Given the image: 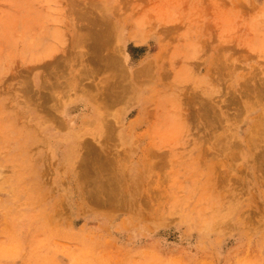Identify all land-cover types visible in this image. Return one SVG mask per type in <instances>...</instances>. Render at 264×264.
<instances>
[{
  "label": "rangeland",
  "instance_id": "rangeland-1",
  "mask_svg": "<svg viewBox=\"0 0 264 264\" xmlns=\"http://www.w3.org/2000/svg\"><path fill=\"white\" fill-rule=\"evenodd\" d=\"M263 154L264 0H0V264H264Z\"/></svg>",
  "mask_w": 264,
  "mask_h": 264
},
{
  "label": "bare ground",
  "instance_id": "bare-ground-1",
  "mask_svg": "<svg viewBox=\"0 0 264 264\" xmlns=\"http://www.w3.org/2000/svg\"><path fill=\"white\" fill-rule=\"evenodd\" d=\"M237 1H238V0H237ZM104 23H105V22H104ZM105 25H106V24H105ZM89 28H90V27H89ZM93 30L95 31V29H93ZM105 30H106V29H105ZM107 31H108V30H107ZM89 32H90V31H89ZM99 32H101V31H99ZM101 33H102V32H101ZM105 33H106V32H105ZM90 34H91V33H90ZM93 34H94V33H93ZM97 34H98V33H97ZM107 34H108V33H107ZM94 36H95V35H94ZM98 36H99V35H98ZM90 37H91V36H90ZM101 37H102V40H103L104 38H103L102 35H101ZM97 38H99V37H97ZM85 39H86V38H85ZM106 40H108V39H106ZM97 41H98V40H97ZM93 42H94V41H93ZM100 42H101V41H100ZM105 42H106V41H105ZM94 43H95V42H94ZM98 43H99V42H98ZM101 43H103V42H101ZM96 44H97V43H96ZM98 45H100V43H99ZM105 45H106V44H105ZM98 47H99V46H98ZM94 48H95V47H94ZM100 48H101V47H100ZM98 49H99V48H98ZM96 50H97V49H96ZM96 52H97V51H96ZM93 53H94V52H93ZM99 53H100V52H99ZM96 54H97V53H96ZM94 56H95V55H94ZM98 56H99V55H98ZM98 56H97V57H98ZM100 57H102V56L100 55ZM100 57H99V58H100ZM99 60H100V59H99ZM109 60H110V59H109ZM92 61H94V60H92ZM100 61H101V60H100ZM94 62H95V61H94ZM104 62H106V61L104 60ZM91 63H92V62H91ZM96 63H97V62H96ZM142 66L144 67V65H142ZM145 66H146V65H145ZM91 67L95 68L94 66H91ZM119 67H120V66H119ZM119 67H118V69H119ZM143 67H141L142 70L146 69V68H143ZM141 68H140V69H141ZM110 69H111V68H110ZM112 70H113V67H112ZM142 70L139 71V72H140V75H141L142 72H143ZM120 71H121V70H120ZM116 72H117V71H116ZM116 72H115V74H116ZM137 72H138V71H137ZM144 72H146V71H144ZM118 73H119V71H118ZM121 73H122V72H121ZM132 73H133V72H132ZM147 73H148V72H147ZM133 74H135V73H133ZM133 74H132V76H134ZM181 74H182V73H181ZM113 75H114V74H113ZM135 77H136V75H135ZM121 79H122V78H121ZM133 79H134V78H133ZM135 79L137 80V78H135ZM136 80H135V81H136ZM117 82H118V81H117ZM117 82H116V83H117ZM121 82H122V81H121ZM121 85H122V84H120L119 86H121ZM255 86H256V85H255ZM121 87H123V85H122ZM244 88H246V87H244ZM118 89H119V88H118V85H116V90L119 91ZM250 89H251V88H250ZM256 89H257V88H255V90H256ZM112 91H113V90H112ZM114 91H115V89H114ZM125 91H126V90H125ZM243 91H245V90H243ZM246 91H247V90H246ZM120 92L123 93L124 91H120ZM248 92H249V91H248ZM250 92H252V91H250ZM258 92H259V91H258ZM113 93H114V92H113ZM115 93H116V95L114 96V98H115L116 96H120V95H118L119 93H117L116 91H115ZM115 93H114V94H115ZM122 93H121V94H122ZM243 93H244V92H243ZM255 93H256V92H255ZM261 93H262V92H261ZM125 94H126V93L124 92L123 95L125 96ZM247 94H248V93H247ZM256 94H257V93H256ZM242 95H243V94H242ZM244 95H246V93H245ZM248 95H250V93H249ZM257 96H258V95H257ZM260 96H261V94H260ZM247 97H250V96H247ZM117 98H118V97H117ZM242 98H244V97H242ZM204 106H205V105H204ZM202 107H203V106H202ZM168 121H169V119H168ZM166 124H167V123H166ZM106 130H107V129H106ZM108 130H109V129H108ZM103 132H104V131H103ZM108 133H109V135L111 134V136H112L113 130H112V133H111V129H110V130L108 131ZM9 134H10V133H9ZM260 134H261V133H260ZM104 135H105V134H104ZM115 135H116V134H115ZM111 136H109V138H110ZM105 137H106V135H105ZM114 137H115V136H113L112 138H110V139H111L110 141H112V139H113ZM107 138H108V137H107ZM113 140L116 141V139H113ZM115 141H114V142H115ZM112 142H113V141H112ZM17 145H18L19 147H21V146H22V143H18ZM94 150H95V149H94ZM91 151H92V150H91ZM92 152H94V151H92ZM97 154H98V152H97ZM263 155H264V154H263ZM88 156H89V154H88ZM91 156H92V155H91ZM93 156H94V155H93ZM96 156H97V155H96ZM94 157H95V156H94ZM96 159H97V157H96ZM85 160H87V159H85ZM88 161H89V160H88ZM88 167H89V166H88ZM86 168H87V167H86ZM86 168H85V169H86ZM103 168H104V167H103ZM82 169H83V168H82ZM104 169H106V167H105ZM86 170H87V169H86ZM88 170H89V169H88ZM102 172H103V171H102ZM88 174H89V173H88ZM88 174H87V175H88ZM93 174H95V171L93 172ZM98 175H100V174L98 173L97 176H98ZM88 177H89V176H88ZM99 177H100V176H99ZM96 178H97V177H96ZM91 181H93V180H91ZM95 181H96V180H95ZM88 182H89V181H88ZM89 184H90V183H89ZM89 184H88V185H89ZM90 186H93V185H90ZM104 186H105V185H104ZM91 189H92V188H91ZM91 189H90V190H91ZM90 192H91V191H90ZM93 193H94V192H93ZM91 196L93 197L94 195H91ZM95 196H96V195H95ZM95 196H94V197H95ZM92 199H93V201H94V198H92ZM107 200H108V199H107ZM110 201H111V200H110ZM95 204H96V203H95ZM110 204H111V203H110Z\"/></svg>",
  "mask_w": 264,
  "mask_h": 264
}]
</instances>
